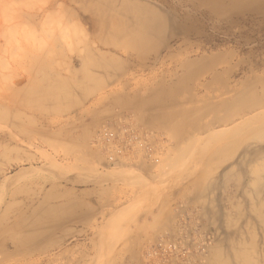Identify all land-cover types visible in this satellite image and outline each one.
Segmentation results:
<instances>
[{
  "label": "rangeland",
  "instance_id": "rangeland-1",
  "mask_svg": "<svg viewBox=\"0 0 264 264\" xmlns=\"http://www.w3.org/2000/svg\"><path fill=\"white\" fill-rule=\"evenodd\" d=\"M263 148L264 0H0V264H264Z\"/></svg>",
  "mask_w": 264,
  "mask_h": 264
},
{
  "label": "bare ground",
  "instance_id": "bare-ground-1",
  "mask_svg": "<svg viewBox=\"0 0 264 264\" xmlns=\"http://www.w3.org/2000/svg\"><path fill=\"white\" fill-rule=\"evenodd\" d=\"M61 1V0H60ZM57 2V1H56ZM63 3L65 2V1H62ZM56 4V3H55ZM58 5H59V3H58ZM61 5V4H60ZM72 6V5H71ZM61 8V7H60ZM228 56L227 55H223V56H219V57H216V56H213L212 58H211V62H210V64H207L206 65V67H205V70H206V72H213L214 70L213 69H215L217 66H219V65H223V64H225L227 61V58ZM102 69H106V67L105 66H102L101 67ZM89 73H83V79H82V85H83V87L84 88H86V85L87 84H89L88 82H90V77H89V75H88ZM89 80V81H88ZM90 85H91V82H90ZM88 87H90V86H88ZM231 97V96H230ZM229 98V97H228ZM223 101H225V100H223ZM226 102V101H225ZM221 103H223L222 101H221ZM234 103V102H233ZM209 104V103H208ZM207 104V107L210 109V106ZM216 104V103H215ZM217 104H219V103H217ZM216 104V106H218ZM159 105H161V104H159ZM165 105V104H164ZM164 105H162V106H164ZM176 105V104H175ZM213 105V104H212ZM220 105V104H219ZM157 106V105H156ZM214 106V105H213ZM216 106H214V107H216ZM222 106V105H221ZM227 107H229V106H227ZM218 108H219V106H218ZM217 108V109H218ZM225 108V107H224ZM212 109V108H211ZM210 109V110H211ZM220 109V108H219ZM223 109V108H222ZM225 110V109H224ZM232 110V108L231 109H229V111H231ZM243 110H245V109H243ZM258 110V109H257ZM260 110V109H259ZM209 110H207V112H208ZM228 111V110H227ZM228 111V113H230L231 114V112H229ZM247 110H245V112H246ZM255 111V110H254ZM254 111H253V113H254ZM215 112V111H214ZM240 112H241V110H240ZM244 112V114H243V116L247 113H245ZM227 113V112H226ZM225 113V114H226ZM250 113H251V111H250ZM206 114V113H205ZM230 114H228V116L230 115ZM237 114H239V112L237 113ZM248 114V113H247ZM256 114H257V112H256ZM227 115V114H226ZM226 115H224L223 117H225ZM259 115H260V113H259ZM201 116V115H200ZM199 116V117H200ZM204 115L202 114V116L201 117H203ZM231 116V115H230ZM247 116V115H246ZM256 116V115H255ZM257 116H258V114H257ZM201 117H200V119H201ZM238 117H239V115H238ZM185 118H187V117H185ZM227 118V117H226ZM232 119H233V116L231 117ZM256 118V117H255ZM163 119V118H162ZM199 119V120H200ZM211 119H212V117H211ZM218 119V118H217ZM220 119V118H219ZM218 119V120H219ZM221 119H225V118H221ZM231 119V120H232ZM186 120V119H185ZM191 120V119H190ZM198 120V119H197ZM210 120V119H209ZM214 120V119H213ZM212 120V122H210V121H206V123L208 122L209 124H217L218 123V125L219 124H221L220 122H218L216 119V121L217 122H214ZM194 121H195V119L193 120V123H194ZM190 122H192V121H190ZM198 122H201V121H198ZM234 121H232V122H228V123H233ZM205 123V124H206ZM225 123V122H224ZM245 123V122H244ZM195 124V123H194ZM213 124V125H214ZM197 125V124H196ZM196 125H193L192 123L190 124L189 123V125H188V127H189V132L190 131H195V132H197V131H202L203 132V130H205V128H207L208 127V124H206V125H204V124H200V125H198V126H196ZM202 125V126H201ZM210 126V125H209ZM214 126H217V125H214ZM214 130V129H213ZM184 131V130H183ZM221 131V130H220ZM182 132V131H181ZM188 132V131H187ZM210 132V131H209ZM180 133V132H179ZM185 133V132H184ZM200 134V133H199ZM211 134V133H210ZM189 135V134H188ZM207 135V134H206ZM216 135V134H215ZM179 136V135H178ZM181 136H184L183 134L181 135ZM119 137V136H118ZM191 137V136H190ZM201 137V136H200ZM213 137H215V136H213ZM212 137V138H213ZM260 137V136H259ZM213 140V139H212ZM258 140H260L261 141V139H258ZM199 141V140H198ZM259 141V142H260ZM197 142V141H196ZM194 144H196V143H194ZM193 144V145H194ZM262 144V143H261ZM193 147V146H192ZM38 149V148H37ZM191 150V149H190ZM40 151H42V150H40ZM190 152V151H189ZM222 151H219L218 153L220 154ZM38 153L40 154V152L38 151ZM42 153V152H41ZM196 153V152H195ZM246 153H249L248 151L246 152ZM254 153H256V155H254L253 154V152H251V153H249L248 155H253V156H256L257 158H259V157H262L263 156V154H264V148L263 149H259L257 152H254ZM238 154V153H237ZM43 155V154H42ZM42 155H41V157H42ZM187 155V154H186ZM247 155V154H246ZM237 156V155H236ZM44 157V156H43ZM42 157V158H43ZM116 157V156H115ZM166 157V156H165ZM246 160H247V158H246ZM54 162V161H53ZM121 163V162H120ZM244 163V162H243ZM246 163V162H245ZM105 164V163H104ZM57 165H58V163H57ZM137 165H138V163H137ZM244 165V164H243ZM136 166V165H135ZM142 166V163H141V165L140 166H138L139 167V169H140V167ZM239 166H241V165H239ZM245 166V165H244ZM88 167V166H87ZM143 167V166H142ZM141 167V168H142ZM147 167V166H146ZM83 168V167H82ZM197 168V167H196ZM239 168V167H238ZM146 169H144V171H145ZM148 170H149V168H148ZM120 171V170H119ZM118 171V172H119ZM142 171H143V168H142ZM150 171V170H149ZM210 171V170H209ZM219 171V170H218ZM246 172V171H245ZM144 173V172H143ZM19 174V173H18ZM124 174V173H123ZM125 175V174H124ZM144 175V174H143ZM149 175V174H148ZM241 175H243V174H241ZM126 176V175H125ZM17 177V176H16ZM10 178V177H9ZM149 178V177H148ZM242 178H244V176L242 177ZM15 179V178H14ZM244 179H242V181H243ZM221 182V181H220ZM244 182V181H243ZM216 184H217V182H216ZM237 187H238V189L241 191V189H243V188H241L242 187V185L241 184H239V182H237ZM245 190V189H244ZM246 191H247V189H246ZM243 192V198H244V200H245V203H248V201L249 200H251V199H255V200H259V201H261V200H263L264 198H262V196L260 195V188L258 189V187L254 190V192H252V193H250L249 195L247 194V192ZM198 194H202V192L201 191H198L197 192ZM241 193V192H240ZM163 200V199H162ZM179 200V199H178ZM172 202V201H171ZM160 203H161V201H160ZM169 205V204H168ZM252 205V204H251ZM263 205H264V201H263ZM61 206L60 205H58V204H55L52 208H56V210L57 209H59ZM160 207V206H159ZM166 208V207H165ZM252 209L253 210H251L250 212L252 213V214H255V208H254V204H253V206H252ZM25 210V209H24ZM163 210V209H162ZM50 211V210H49ZM156 212V211H155ZM257 213V212H256ZM88 215V214H87ZM84 216V215H83ZM89 217V216H88ZM86 218V217H85ZM72 219V218H71ZM81 219V218H80ZM143 219H144V216H143ZM74 220V219H73ZM78 221H79V219H77ZM76 221V220H75ZM69 222V221H68ZM72 222V221H71ZM70 222V223H71ZM157 222V221H156ZM261 223L264 225V222L261 220ZM62 224V223H61ZM65 224V223H64ZM56 227H58V225L56 226ZM60 228V227H59ZM15 232V231H14ZM19 232V231H18ZM123 232V231H122ZM42 240V239H41ZM176 242V241H175ZM169 249V248H168ZM14 254V253H13ZM168 254V253H167ZM156 258V257H155Z\"/></svg>",
  "mask_w": 264,
  "mask_h": 264
},
{
  "label": "built area",
  "instance_id": "built-area-1",
  "mask_svg": "<svg viewBox=\"0 0 264 264\" xmlns=\"http://www.w3.org/2000/svg\"><path fill=\"white\" fill-rule=\"evenodd\" d=\"M103 135H104V137H106V136H107V137H110V136H111V135H109V134H108V133H106V132H104V134H103Z\"/></svg>",
  "mask_w": 264,
  "mask_h": 264
}]
</instances>
